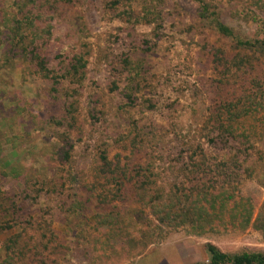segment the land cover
<instances>
[{"label": "rangeland", "instance_id": "1", "mask_svg": "<svg viewBox=\"0 0 264 264\" xmlns=\"http://www.w3.org/2000/svg\"><path fill=\"white\" fill-rule=\"evenodd\" d=\"M107 1L74 0L66 17L56 16L51 22L50 36L33 40L49 69L57 67L62 56L70 57L79 48L85 52L86 75L81 85L64 82L53 100L50 82L35 67L24 63L4 73L8 88L17 90L23 100L24 121L13 123L11 129L0 124V142L16 137L15 146L1 144L0 223H13L2 208L16 203L30 225L16 223L0 232V262L7 254L3 251L6 241L15 234L36 245L27 264H198L208 258L206 243L226 253L264 252L263 232L252 227L238 232L230 225L201 237L181 226L156 243L142 245L143 227L132 215L142 210L144 220L154 221L134 199L136 177L143 169L149 168L159 185L175 176L190 185L194 178L182 171L186 157L196 152L185 149L183 143L190 141L201 144L210 161L207 181L220 182L216 176L228 157L223 160V154L210 148L201 131L221 79L205 47H227L230 41L200 20L199 0H133L130 22L115 15L126 2L111 11ZM255 2L219 0L223 21L244 35H264V8ZM1 9L15 14L17 6L14 0H0ZM150 11L149 17L156 21L147 24L142 18ZM1 16L0 12V21ZM258 71L264 76V65ZM70 104L68 115L65 107ZM29 112L44 119V125L27 132L24 126L32 123ZM60 120L63 127L58 125ZM241 131L253 146L251 162L243 163L241 171L233 169L234 175L240 177V195L254 199L255 214L261 216L264 109L241 121ZM63 152L68 159L60 161L57 154L63 156ZM102 156L111 162L109 167L103 165ZM17 163L31 168L29 187L2 174ZM117 166L130 173L126 188L112 181ZM213 182L207 184L209 189ZM109 213L131 217L126 220L125 239L112 238L114 223H101L104 217L98 215ZM46 224L53 234L44 230Z\"/></svg>", "mask_w": 264, "mask_h": 264}, {"label": "trees", "instance_id": "2", "mask_svg": "<svg viewBox=\"0 0 264 264\" xmlns=\"http://www.w3.org/2000/svg\"><path fill=\"white\" fill-rule=\"evenodd\" d=\"M73 1L14 0L17 6L15 14L5 9L0 10L2 13L0 21L1 125L11 129L13 123L24 121L23 100L17 90L8 88L4 78L7 68L24 63L35 67L36 71H34L42 79L50 82V96L53 100L56 99V93L64 82L81 85L85 79L87 62L85 52L80 48L70 57H60L58 66L49 69L47 60L38 50L40 45L33 44V40H43L45 35L50 36L51 22L56 16L66 17L67 8ZM132 1L108 0L106 4L111 11H117L116 5L126 2L123 3L124 10L115 12V15L130 22L133 19V12L130 8ZM218 1L199 0L198 16L200 20L211 24L215 33L230 41V45L227 47H205L207 57L211 60L212 69L221 79L217 82L218 97L215 95L213 102L208 107L201 131L210 148L223 154V160L228 157L227 164L218 171V176H216L220 178V182L207 181L206 177L210 175L207 172L210 161L203 146L199 143L194 144L186 141L183 145L187 151L196 150L194 155L186 157V162L183 164L186 170L182 171L186 177L194 178L190 185L178 181L176 176L173 181L159 185L158 182L152 180L149 168L143 169L136 177L134 199L136 198L137 204L148 209V214L154 218V221L144 220L142 215L146 213L142 210L135 212L132 216H135L143 227L140 232V240L144 247L164 239L167 232L181 226L188 228L190 234L198 237L220 233L219 231L226 229L228 225L238 232H245L252 227L264 233V215L257 216L255 214L257 204L254 199L240 195L237 187L240 177L239 174L234 175L233 170L241 171L240 167L243 163L251 162L249 150L253 148L249 136L243 131L238 132L239 124L264 109V102L259 101L261 98L264 99V76L262 72L260 74L258 71V67L264 65V35H244L225 24ZM255 3H261L264 8V0H256ZM149 15H152V11L142 18L143 21H147V24L152 20L156 21ZM71 108V104L65 107L68 115L72 113ZM29 114L32 118V121L29 122L32 123L30 126H24V130L30 132V128L37 130L38 127L44 125V119L33 112H29ZM55 121L58 122V120ZM62 123L60 120L58 125L63 127ZM141 132L140 130L136 136L141 137ZM15 141L16 137L3 138L0 142V152L1 144L15 146ZM61 141L63 143V139ZM57 155L60 161L68 159L66 152H63V156L61 153ZM101 160L105 167L111 165L105 156H102ZM220 163L224 164L223 161ZM205 173L208 175L206 176ZM2 174L25 187H29L32 180L31 168L20 163L9 165L5 171H2ZM130 179V173L117 166V175L112 178L115 186L126 188ZM212 182L213 187L209 189L207 184ZM2 214L8 218L7 221L10 220L14 224L0 223V232L5 229L10 230L16 226V223L29 224L26 217L21 214V207L16 203L11 207L2 208ZM98 216L104 217L101 219V223L110 226L114 223L116 229L111 232L113 239L126 238L129 226L126 220L131 219L130 216H121L119 213L118 218L111 213ZM20 220L21 222H19ZM45 227L48 228L44 229L47 230V233L53 234L50 225L46 224ZM204 249L208 258L205 262L198 264H264V252L226 253L211 243H206ZM3 251L7 254L0 264H27L28 260L32 261L30 258L37 250L36 245H32L21 235L15 234L6 241Z\"/></svg>", "mask_w": 264, "mask_h": 264}]
</instances>
